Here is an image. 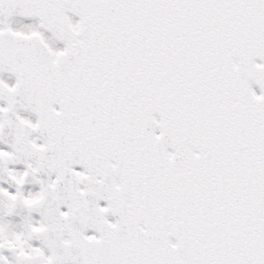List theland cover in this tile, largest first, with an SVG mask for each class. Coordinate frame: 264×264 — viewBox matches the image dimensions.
Returning <instances> with one entry per match:
<instances>
[{
	"label": "snow or ice",
	"instance_id": "6c2138e0",
	"mask_svg": "<svg viewBox=\"0 0 264 264\" xmlns=\"http://www.w3.org/2000/svg\"><path fill=\"white\" fill-rule=\"evenodd\" d=\"M0 264H264V0H0Z\"/></svg>",
	"mask_w": 264,
	"mask_h": 264
}]
</instances>
